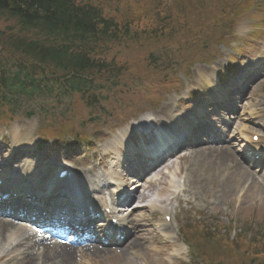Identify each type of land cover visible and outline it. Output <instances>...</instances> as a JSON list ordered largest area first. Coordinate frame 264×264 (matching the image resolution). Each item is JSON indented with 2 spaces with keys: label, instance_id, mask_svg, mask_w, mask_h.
Returning <instances> with one entry per match:
<instances>
[{
  "label": "rangeland",
  "instance_id": "rangeland-1",
  "mask_svg": "<svg viewBox=\"0 0 264 264\" xmlns=\"http://www.w3.org/2000/svg\"><path fill=\"white\" fill-rule=\"evenodd\" d=\"M222 1L230 6L226 11L223 10V14L220 10L223 6L220 3H215L210 8L206 4L204 8L193 7V17L189 28L195 30L185 39L179 35L174 40L177 44L173 49L174 53H172L170 61L180 58L195 59V61L194 64L190 65V68L184 69L185 72L182 71L179 74L178 77L181 82L172 95V102L177 103L176 100L178 99L186 100L185 92L194 83L197 97L195 100H191V105L198 106L199 109L190 104H183L185 108H180L179 103H177L176 114L184 113L188 123V116L204 115L203 109H205L207 100L200 98L201 95H207L212 98L213 102L217 99L212 97L208 86L218 95H222L225 91L224 87L229 86V84L234 86V81L243 75V90L247 88L244 104L238 103L236 113L231 114L232 116L229 113L225 114V112L221 114L222 117H232L233 120L236 116L242 118V121H235L234 130L230 131L231 136L235 137L239 127L242 129L247 124V127L255 128V125L246 122L251 109L258 107L264 112V76L251 89L248 88L253 79L258 77L264 69V31H259L261 34L258 35L257 40L250 41L251 46L246 48H244V43L248 42L249 39H242L246 36L245 34L253 30L255 25L261 24L264 27V0ZM189 2L190 0H182V4ZM250 7L253 8L250 9ZM107 12L108 14L115 13L114 7L109 6ZM119 14L121 15L120 19L125 18L126 21H133V25L128 29L129 34L137 32L140 28L149 30L154 24V14L149 7L126 17H123L127 14L126 9L119 7ZM6 26L10 25H2L0 22V29H4ZM129 44L130 42L127 40L126 43L120 45L118 60L127 58L125 49ZM201 45L205 46L206 50H199L198 47ZM151 48H153L152 45L146 49V52L153 55L157 49L154 48L153 52L150 51ZM169 50H172V44L169 49L165 46L161 51L165 55ZM128 53L134 57L144 53V50L140 51L130 47ZM201 59L204 60L200 61ZM210 59L212 63L205 64ZM220 72H223V78L218 82L217 75ZM238 90L242 92L241 89ZM159 92L160 89L149 87L146 89L145 95L141 97L139 88H137L136 95L133 97L134 101L125 98L127 105L124 110H116L111 115L110 110L105 108L107 115H100L93 123L88 120L89 110H87V106L78 96L64 98L61 101L54 98H38L32 102L21 99L19 100L20 106L10 115L5 114L4 110L0 108V135L3 138L8 137L5 141L9 147L12 144L19 145V147L36 144L40 147L38 155H42V160L38 159L31 163V165H35L33 170L36 174L43 173L46 175L49 173L47 166L50 163L70 165L90 190L96 180L102 182L105 178H110L112 174L110 168L106 167L109 165V160L106 159L105 153L111 151V145H113L111 140L115 137L114 135H120L122 131H126V134L132 136L128 140V145L129 142L134 143L138 140L137 138L143 136L141 129L130 132L131 125L134 126L133 122L138 125V117L132 118L131 116L136 112L137 105L146 107L144 102L151 100L153 95L157 100L163 99L164 94ZM152 104L153 101L151 106ZM216 106L215 111L219 112V105L216 104ZM27 114L31 115L28 117ZM243 119H245L244 123ZM233 120H229V122ZM219 121L224 124L227 123L223 118L215 121V125L220 127L218 135H222L221 137L224 138V128L218 123ZM258 125L263 127L264 122ZM206 130L209 131L208 128ZM255 130L258 131L256 128ZM38 131L47 140V146L41 145L42 140L37 137ZM84 137L93 138V142L86 143L83 141ZM17 138L18 141H15ZM67 154H72L75 161L65 160L64 155ZM44 156L47 157L44 158ZM238 156L241 155L238 153ZM168 165L161 169L153 179L150 177L143 181L148 183L155 179L154 184L142 192V198L147 202L143 203L139 200L136 205L142 203L143 206L133 212L135 219L139 221V225L142 227L137 236L138 240L136 239L139 245L137 249L130 250L125 245L120 249L110 251V254H105L107 253L105 252L103 254L107 256V259L99 264H205L202 254L206 252L205 250L210 249H214L215 254H213L212 259L215 260V264H247L248 254L242 252L227 253L229 248H226V251L218 250V248L231 244L230 242L234 239L233 236L237 239L233 243L235 251L241 244L247 249H250L257 241L258 244L264 245V177L258 179L244 174L233 189H224L221 182H217L215 185L206 188L204 192L195 195V198L187 195V193H182V200L175 202L170 200L172 191L177 188L179 181L186 180L191 168L199 166V163L189 156L175 158ZM259 174L261 172H256V176ZM41 180L43 182H40ZM41 180L38 182L39 185L46 182L45 178ZM169 201L171 204L168 203ZM164 208L168 210L167 215L171 218L170 224L165 220ZM142 211H144L143 215L139 216ZM130 220L132 217L127 218V222ZM164 223L171 227L161 231L164 230V233L172 235V240H164L159 232L147 233L145 231L148 227L158 228ZM17 232L18 235L23 234L20 231ZM199 232L211 236V238L206 237L208 240H203V236ZM25 236H27L26 233ZM186 237L188 242L189 240L193 241L192 243L189 242L190 244L196 246L194 251H197L195 254L193 253L194 255L189 254L187 247L182 244ZM259 238H261L260 241ZM215 239L221 246L215 242ZM30 241L29 238L31 244ZM2 248H0L2 250L0 255L3 256V259L9 260L12 257H15L16 261L21 259L18 256L22 252V248L15 250H11L7 246H2ZM138 249L140 253L137 252ZM198 251L202 253L198 255ZM39 254L37 252L33 257L31 256L33 264H35L34 259ZM79 261L84 263V261L88 262L89 259L87 257L80 258L77 255L76 263L78 264Z\"/></svg>",
  "mask_w": 264,
  "mask_h": 264
},
{
  "label": "trees",
  "instance_id": "trees-1",
  "mask_svg": "<svg viewBox=\"0 0 264 264\" xmlns=\"http://www.w3.org/2000/svg\"><path fill=\"white\" fill-rule=\"evenodd\" d=\"M126 1L119 0L127 5ZM175 19V31L189 32L190 18ZM121 21L115 16L105 19L96 7L80 0H0V22L10 25L0 29V64L6 67L0 66V85L7 86L10 95L15 88L20 96L30 97L42 92L36 75L40 80L60 75L67 91L73 92L77 85L83 88L87 76L115 74L117 69L99 62V53L128 34L132 24ZM163 33L173 36L170 28L156 35ZM234 247L231 243L218 250L229 248L227 253L248 254L247 264H264V245L247 249L241 244L237 251Z\"/></svg>",
  "mask_w": 264,
  "mask_h": 264
},
{
  "label": "bare ground",
  "instance_id": "bare-ground-1",
  "mask_svg": "<svg viewBox=\"0 0 264 264\" xmlns=\"http://www.w3.org/2000/svg\"><path fill=\"white\" fill-rule=\"evenodd\" d=\"M246 100V99H245ZM255 110V108L251 109L250 115ZM170 115L166 116L165 118H169ZM164 117L161 119H165ZM259 123L263 124L264 120V112L261 111L259 115ZM169 120L174 123V119L169 118ZM248 120H250L248 118ZM250 123V121H248ZM159 123V126H161L162 122ZM254 124V123H253ZM260 127V126H259ZM246 128L247 131H252V129ZM258 128V125H257ZM237 134V133H236ZM243 138L248 139L246 134L242 135ZM236 137V135H235ZM238 138H241V135L238 134ZM232 141L235 140L234 137L231 139ZM230 143H224L216 145V147H204L200 148L199 150L193 152L190 154V157L194 160H197L199 163V166L191 168V172L186 177V185H187V195H190L191 197L195 198V195L200 194L206 190L209 186L215 185L217 182H221L222 188H231L233 189L236 185V183L240 182V177L244 174L253 176V172L245 165H242V161L244 163V158H240L237 156L238 152L234 150L232 144ZM105 156H109L106 159L110 161L111 158V152H106ZM117 165V164H115ZM1 179V178H0ZM14 181H17L15 176L13 177ZM120 182V179H117ZM132 184L135 183V181H130ZM83 183V182H81ZM139 184V183H138ZM154 182L146 183L144 187H142L143 190H146L149 186L153 185ZM118 185V184H117ZM140 185V184H139ZM134 185V186H139ZM48 189H53V187L48 182ZM137 188V187H136ZM140 189V188H139ZM223 191V189H220ZM138 191V190H137ZM72 193L75 194V192L72 190ZM139 198H142V195L139 194ZM107 206H104L106 208ZM167 212V210H164ZM142 211L139 213V216L143 215ZM132 216V220L130 221L131 226V232L129 234V239L126 243H124L122 246L126 245L127 249L134 250L137 249L139 246L136 242L137 236L140 233V229L142 228L139 225V221H137ZM114 218V217H110ZM123 220L120 221L119 225H122ZM164 227V228H163ZM170 225L163 224L161 226H158V228L148 227L146 228V232H159L160 234H163L164 230H168ZM124 230L121 228V231ZM18 230L13 227V224L11 223H4L0 220V248L2 246L10 247L11 250L17 249H23L20 253V257H22V263L17 264H33L32 258L28 256V251L31 246L29 243V238L26 237L24 234L18 235ZM17 237V238H16ZM168 239H171L170 236H165ZM138 240V239H137ZM166 245H170L168 243H165ZM34 247V246H32ZM43 247L40 249V254L37 255V257L34 259L35 264H77L76 263V257L77 255L80 256V258L87 257L89 259L88 262H85L86 264H99L103 260L107 259V256L105 254H110V251L115 250L111 247H103L98 246L94 244H83L79 247H72L71 245L64 246L60 244H48L45 246H38ZM3 249V248H2ZM2 252V250L0 249ZM139 252V249L137 250ZM78 253V254H76ZM140 253V252H139ZM82 261H79L78 264H84Z\"/></svg>",
  "mask_w": 264,
  "mask_h": 264
}]
</instances>
